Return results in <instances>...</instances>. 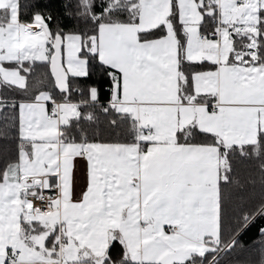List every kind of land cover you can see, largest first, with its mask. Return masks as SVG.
Masks as SVG:
<instances>
[{
    "label": "snow or ice",
    "instance_id": "snow-or-ice-1",
    "mask_svg": "<svg viewBox=\"0 0 264 264\" xmlns=\"http://www.w3.org/2000/svg\"><path fill=\"white\" fill-rule=\"evenodd\" d=\"M257 219L264 0H0V264H264Z\"/></svg>",
    "mask_w": 264,
    "mask_h": 264
},
{
    "label": "trees",
    "instance_id": "trees-1",
    "mask_svg": "<svg viewBox=\"0 0 264 264\" xmlns=\"http://www.w3.org/2000/svg\"><path fill=\"white\" fill-rule=\"evenodd\" d=\"M264 226V219H257L256 222L246 231L243 241L249 249L250 254L257 255L260 247L261 236L258 228Z\"/></svg>",
    "mask_w": 264,
    "mask_h": 264
},
{
    "label": "crops",
    "instance_id": "crops-1",
    "mask_svg": "<svg viewBox=\"0 0 264 264\" xmlns=\"http://www.w3.org/2000/svg\"><path fill=\"white\" fill-rule=\"evenodd\" d=\"M78 180L80 181V183H83V176L82 174L78 173Z\"/></svg>",
    "mask_w": 264,
    "mask_h": 264
}]
</instances>
